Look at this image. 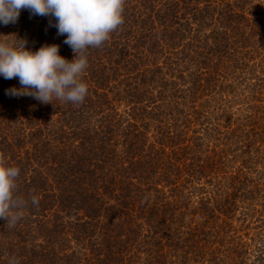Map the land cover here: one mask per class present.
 <instances>
[{
    "label": "trees",
    "instance_id": "trees-1",
    "mask_svg": "<svg viewBox=\"0 0 264 264\" xmlns=\"http://www.w3.org/2000/svg\"><path fill=\"white\" fill-rule=\"evenodd\" d=\"M123 20L82 104L0 76V154L39 197L0 219V264H264V0H125ZM55 23L21 9L0 39L71 61Z\"/></svg>",
    "mask_w": 264,
    "mask_h": 264
},
{
    "label": "clouds",
    "instance_id": "clouds-1",
    "mask_svg": "<svg viewBox=\"0 0 264 264\" xmlns=\"http://www.w3.org/2000/svg\"><path fill=\"white\" fill-rule=\"evenodd\" d=\"M125 0H0V24H15L21 9L32 15L55 18L57 35H66L64 43L73 51L69 61L59 55L58 45H43L37 51L26 49V40L0 39V76L18 78L21 88L6 89V95L30 96L42 104L53 98L82 104L88 86L82 75L88 67L89 48L101 47L110 34L124 22ZM51 24V22H50ZM7 37V36H0ZM20 169L6 163L0 154V219L9 228L23 218L29 202L38 207L39 197L26 200L17 194ZM7 264H19L9 256Z\"/></svg>",
    "mask_w": 264,
    "mask_h": 264
}]
</instances>
